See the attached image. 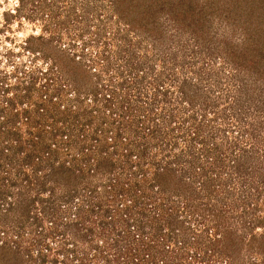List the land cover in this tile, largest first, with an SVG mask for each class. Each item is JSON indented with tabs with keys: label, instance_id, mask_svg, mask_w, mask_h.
Segmentation results:
<instances>
[{
	"label": "rangeland",
	"instance_id": "374dc122",
	"mask_svg": "<svg viewBox=\"0 0 264 264\" xmlns=\"http://www.w3.org/2000/svg\"><path fill=\"white\" fill-rule=\"evenodd\" d=\"M257 31L264 33V0H0V148L11 146L6 161L15 156V171L3 167L0 175L6 193H0V264H35L40 248L32 243L49 230L55 208L65 235L49 238L54 252L46 264H264V82L235 70L228 58L243 48L246 33ZM102 73L113 75L114 85L126 81L116 104L125 98L135 112L151 113L141 130L133 115H114L102 109L103 96L93 99ZM66 110L91 120L88 142L97 125L109 152L115 130L123 141L101 166L99 148L91 152L69 190L50 179L39 195L33 181L18 174L34 147L27 145L28 132L36 120ZM164 117L172 120L166 137L159 133ZM152 118L161 124L155 134L147 129ZM46 135L37 149L51 141ZM206 146L213 157H228L224 176L231 192L224 202L196 197L179 176ZM68 152L60 150L56 162L69 160ZM153 162L176 172L169 186L160 185L162 195L147 187ZM130 164L149 170L140 188ZM44 206L50 209L43 212ZM171 211L181 221L175 230L167 224ZM151 221L162 227L159 238L173 234L187 244L158 238L151 251H168L165 257L154 259L149 251L146 261L132 257L135 238L152 239Z\"/></svg>",
	"mask_w": 264,
	"mask_h": 264
},
{
	"label": "trees",
	"instance_id": "16d2710c",
	"mask_svg": "<svg viewBox=\"0 0 264 264\" xmlns=\"http://www.w3.org/2000/svg\"><path fill=\"white\" fill-rule=\"evenodd\" d=\"M148 1V0H146ZM181 7H178L180 10L184 12V14L188 13L190 17H193V20H196V14L194 16V13L188 12V7L184 5H180ZM187 15V16H188ZM192 30H196L195 24H191L190 26ZM255 27V26H254ZM230 61L232 62L233 66L235 67V70L240 71V72H245L250 75H255L257 78L262 79L264 82V33L262 32H248L246 33L244 37V42H243V48L239 52H232L228 56ZM105 67L106 73L110 72L109 69V64H103ZM118 75H122L124 71H118ZM103 74V75H102ZM99 80L96 81L95 88L92 90L93 93V99L94 100H102V109H105V111H109L111 113H114V115H123L126 117V115H133L136 118L137 125H135L136 130H141L139 129V125L143 126V122L149 121L151 117V113H140L139 111H136V108H133L131 106V103H128L127 105H124L126 102V99L122 98L121 104H116L114 99L118 97V94L121 90L119 89H125L126 88V81L114 85V76L110 75L108 76V79H105L104 73H102ZM96 75V74H95ZM104 76V77H102ZM161 84L158 83V87H160ZM158 89V88H157ZM102 94V95H101ZM100 99V97H102ZM80 97V96H79ZM122 97V96H119ZM141 108V107H140ZM154 109V108H153ZM68 110V109H67ZM62 111V116H58L56 114H51V116L48 117V119H42V120H36L33 128L35 130H29L28 134L30 135V141L27 143L31 147L33 144V149L31 150L32 152L26 154L23 159L22 165H26L25 168H22L18 174L19 176H23L22 180L27 182H30L34 187L37 188V193L40 195L44 192L48 191L47 188V180H52L55 184H61L64 183L66 188L69 190L70 186L74 183L75 181V176L77 175L76 173H80V169L82 165H85V163L90 162L91 158L90 153L95 151L97 147L99 148V154L100 158L98 162H96V165H100L104 162H111L112 159L111 157L114 155V151L116 148L120 145V143L123 141L122 138L124 137L123 133L120 130H115L116 131V136H114L115 140L112 139L111 145L114 147L112 152H109V147L106 146V144H100L101 139L100 135H96L98 131H102L103 127L97 125L95 128V135H93L90 139V142H88V135H85L86 125H92L91 120L87 121L84 123V121H81V116L79 113L75 114L74 111L70 110L67 112ZM30 109L25 110V116H26V121L30 119ZM37 112H41L40 109L37 110ZM64 112V113H63ZM100 112V111H99ZM121 112V113H120ZM14 113V112H12ZM20 112L16 113L17 116H19ZM113 115V116H114ZM60 117V118H59ZM20 120V119H19ZM48 120L50 122H48ZM158 120V119H157ZM154 120V118L151 119V123L147 125V129L152 133L155 134L157 131H159V126L161 125L160 123L158 124L159 120ZM15 121V120H14ZM16 121L18 122V118H16ZM15 121V123H16ZM164 121V130L163 133L159 131L162 136H170V132L172 131V128L169 127V125H172V120L163 118ZM62 124V126H59L56 128V123ZM49 123V124H47ZM115 123V120L114 122ZM133 124V123H132ZM155 125L153 128L150 126ZM134 125V124H133ZM89 128V127H88ZM153 129V130H152ZM50 134L51 136L49 137L51 141H49L45 146L41 147L40 149H37L36 147L46 138L44 135ZM158 134V133H157ZM47 136V135H46ZM111 138V137H110ZM0 142H2V139L0 138ZM40 142V143H39ZM202 144L206 145L205 140H202ZM100 144V145H99ZM128 145H132L131 142H128ZM133 147V145L131 146ZM67 149L70 152L67 153V155H70L71 157L69 160H63V161H58L56 162V158L59 157L58 154L60 153V150ZM130 148V147H129ZM11 149V146L9 148L4 147L3 149L0 148V175L3 173V167H5L7 170H4V173L9 174L15 170L12 169V164L14 163L15 156L10 158V160H5V157L9 156V151ZM132 150V148H131ZM203 153L197 154V155H192L191 158L188 160V166H187V171H183L179 174L180 178L182 180H187V182L193 190L197 191L195 194L196 197H199L202 195L206 196L208 199L211 200V198H218L219 202H224L226 201V196L231 192L229 188H227L228 185V178L224 176L225 169L228 166V157L227 156H220L216 155V157H213L209 152H211L208 147L206 146L205 149H203ZM107 153L110 154V156L106 157ZM127 158L133 162V154L131 151L126 154ZM181 156H179L180 158ZM138 158V156L136 157ZM178 158V159H179ZM182 159V158H180ZM44 160L46 163H43ZM81 161V162H80ZM86 161V162H84ZM178 161V160H176ZM181 161V160H179ZM79 162V163H78ZM113 164V163H111ZM154 165V162L152 163ZM44 166V167H43ZM239 166V165H236ZM29 167V168H28ZM129 167H133L134 169V164H130ZM43 169H46L45 172L43 173ZM149 170H145V168L142 167H136L134 171H132L133 174V185L136 186L137 188H140L145 182H146V177L149 176L148 172ZM175 170L172 169L170 166L166 165H154L153 170L151 172V177L150 181L147 182V187H157V194H163V188H161V184L165 188V186H169L170 180L172 179V176L174 175ZM187 174V176H186ZM5 175V174H4ZM188 177V178H187ZM193 181H197L199 185H195L196 188H194ZM69 187V188H68ZM8 191L7 189H5ZM199 190V191H198ZM185 191V195H187V191ZM68 192H72L68 191ZM0 193L3 195H6V193L2 190H0ZM50 193H52L50 191ZM179 194L181 192H178ZM181 195V194H180ZM160 196L157 195V200L159 199ZM161 198V197H160ZM142 201L139 200V202H136V205L138 206H145L143 205ZM141 204V205H140ZM225 204V203H224ZM135 205V206H136ZM160 206L163 209L166 208V204L160 203ZM31 207L27 206L28 214L30 212ZM48 208L47 206H44L42 208L43 212H45ZM55 212L50 218L51 226L48 229L43 228L42 231L37 233L36 235V240L33 241L34 243L33 246L37 247L39 246L38 258H32L35 260V264H46L48 262V257L52 255L54 252V247H53V240H49L50 237H58L63 233L61 230V221H58V218L56 219L55 215L56 212L58 213V209L55 208ZM155 210V209H154ZM165 211H167L165 209ZM172 216H170V219L167 221V224L169 227L175 230V226L181 222L179 220L178 216L174 215V212L171 211ZM30 217V216H29ZM32 217V216H31ZM30 217V219H31ZM40 219L41 222H44L42 218L39 216L36 217V221ZM61 219V218H60ZM133 219V218H132ZM168 219V218H167ZM136 221L135 219H133ZM138 220V219H137ZM153 225V230H154V235L152 236V239L149 242H146L142 239V235L138 236L135 238L134 242L137 244V249L135 253H132V257H135V255L142 256L140 260L146 261V258L144 254L149 251L152 253V247H155V242L160 241L158 240L159 234L162 230L161 226H157V224L154 221H151ZM43 224V223H41ZM144 225L141 226L140 223V228L144 232L145 229ZM46 230L50 232H45ZM58 230V231H55ZM65 235V233H63ZM185 237V236H184ZM53 238V239H54ZM161 239L160 243L165 244L167 241H173V239H176V235H170L168 234L167 236V241L164 238H159ZM185 241H179L177 240L178 243H181L182 245L187 244L188 239L184 238ZM183 247V246H182ZM34 247H32L29 251L31 252ZM168 251L165 250H156L154 251L153 257L154 259H157L158 254H163L165 257V254L167 255ZM156 257V258H155ZM54 262L57 261V258H53ZM152 260V259H151ZM169 260V258H167ZM136 264H145L142 261L140 263ZM152 264H160L159 262L152 261Z\"/></svg>",
	"mask_w": 264,
	"mask_h": 264
}]
</instances>
